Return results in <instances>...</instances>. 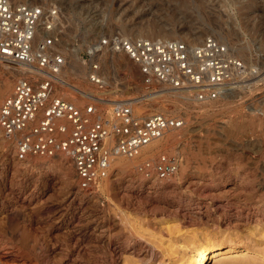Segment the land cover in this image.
I'll list each match as a JSON object with an SVG mask.
<instances>
[{
  "label": "rangeland",
  "instance_id": "374dc122",
  "mask_svg": "<svg viewBox=\"0 0 264 264\" xmlns=\"http://www.w3.org/2000/svg\"><path fill=\"white\" fill-rule=\"evenodd\" d=\"M12 1L59 7L53 50L85 73L63 70L64 78L98 97L61 84L54 85L56 95L79 106L93 103L104 117L114 102L139 97L142 112L163 108L182 117L184 127L159 151L126 168L109 166L104 183L99 178L91 190L79 185L71 159L67 172L47 165L53 156L20 153L16 137L1 129L0 264H177L181 244L204 238L264 249V0ZM150 20L166 30L209 32L228 45H244L247 72L234 86L239 93L217 96L207 107L200 102L208 97L168 107L150 100L160 86L145 82L137 63L100 41L120 34L122 22ZM96 42L101 47L93 53ZM94 63L106 78L99 85L89 81ZM20 75L9 78L10 90ZM161 155L181 162L177 172L158 175L154 165ZM146 162L150 166L142 169Z\"/></svg>",
  "mask_w": 264,
  "mask_h": 264
},
{
  "label": "built area",
  "instance_id": "2783aa9c",
  "mask_svg": "<svg viewBox=\"0 0 264 264\" xmlns=\"http://www.w3.org/2000/svg\"><path fill=\"white\" fill-rule=\"evenodd\" d=\"M59 20L60 10L55 4L44 7L0 0V63L27 65L36 74L19 76L12 92L0 102V127L6 135L16 137L20 153H66L79 185L91 190L93 183L108 174L115 154L133 156L166 129L183 125L184 119L157 111L136 114L127 101L113 103L110 116L99 118L95 104L79 106L56 95L53 86L63 81L60 73L64 62L63 55L53 50ZM38 29L44 34L34 42ZM100 41L103 48L123 51L137 63L145 82L184 90L196 99L215 98L230 84L239 86L247 72L243 61L211 35L195 49L182 40L133 38L119 33ZM91 68V80L99 82L98 65L94 63ZM63 132L66 134L60 136ZM175 165L161 155L154 166L158 175L165 177ZM148 166L146 162L141 168Z\"/></svg>",
  "mask_w": 264,
  "mask_h": 264
},
{
  "label": "bare ground",
  "instance_id": "6f19581e",
  "mask_svg": "<svg viewBox=\"0 0 264 264\" xmlns=\"http://www.w3.org/2000/svg\"><path fill=\"white\" fill-rule=\"evenodd\" d=\"M61 16L62 15L60 12L59 23L61 21ZM40 22H42V19L40 20ZM58 27H59V25H56L55 29H57ZM214 29L215 28L212 27L211 31L218 32L217 31L218 29L215 31H214ZM119 32H120V34H122V33L123 34L124 33L129 34L133 38L148 37V38H153V39H157V40H171V39L182 40V41H185L191 49H195L202 42V40L204 38V34H202V33L193 35V32H192V34H191L192 36H191L189 33H187V31L184 33H180V31L177 32L175 29L174 30L173 29L166 30V29L160 27L157 23H155L154 20L153 21L150 20V21L144 22L140 25H133V26L122 22L121 23V30H119ZM41 33H42V29H38L36 32V36L34 38V42L38 40V38L41 36L40 35ZM209 35H210L209 32L205 33V37L209 36ZM58 40H59V38L55 41L53 47L55 46V44L57 43ZM221 42L224 43L227 46L228 50L231 52V54H233L237 58H240L242 60V58L244 59L245 57H248L246 54V49H245L244 45L236 44V43H232L231 45H228L223 39ZM99 47H101V45L96 42V43L91 45V51H93V53H94V51L97 50ZM233 52H236L237 55ZM116 53H121V54H124L126 56V54L123 51L116 52ZM63 57H64V62H63V65L61 67V73H60V76L63 79V81L56 83V84H61L63 86L69 87L70 89H72L74 91H79V93L83 94L85 97H96L97 96L96 90L82 89L81 86H79V84L77 82L70 83L67 80V78H64L63 70H68L71 73V75H74L75 77H78L79 75L84 77L85 73H84V70H82V68H78L76 66V64H70V63L67 64L65 55H63ZM2 65H5L6 67H8V70L4 71L0 67V97L6 93H7V95H9L12 92L13 87L10 90V79H9L10 77H14L18 73H22V75L23 74H26V75L32 74V77L36 76V74L32 71V69H30V67L27 65H23L20 63H10V62H6V61L2 62ZM126 67H127V65H126ZM97 71H99V69ZM105 79H106L105 77H103L102 79L100 78V81H103V80L105 81ZM89 81L93 82L95 85L100 84V83L98 84V82L92 81L91 79H89ZM56 84H54V85H56ZM234 86L235 85L230 84L228 87L224 88L223 90H220L218 96L222 97L224 99L226 97H231L232 95H233L232 97H235L237 95V93H239V91L236 90V88ZM63 92H65V91L63 90ZM174 95H175V98H177V100H174ZM149 96L151 97L150 100H152L153 98L162 99L164 102V107L173 106L174 104H179L181 101H184V100L186 101V100L192 99V95H190L187 91L169 90V89H164L163 87H161L158 90V92L151 93ZM178 97H180L182 99H179ZM206 98H204V100H206ZM212 99L213 98H209V99L207 98L208 102H200V103H204L203 104L204 107L205 106L207 107L208 105L211 104ZM179 100H180V102H179ZM197 100H202V99H197ZM98 101H102V100L98 99ZM113 101H115V100H113ZM102 102L106 103V104L112 103V102L108 103V102H106V100L105 101L103 100ZM128 102L131 104V107H132L134 113L146 114V113L142 112V110H144L146 108V106H144L142 104L143 99H140L139 97L138 98H132V100H130ZM76 104L78 105L79 103H76ZM96 108H97V106H96ZM156 110H157V112H162V113L165 112L163 110V108H157ZM97 111H98L97 117L100 118V116L103 115V112L101 109L98 110V108H97ZM40 112H41V110H39V114H40ZM61 119L62 118H60V120ZM181 127H184V124L179 126V127H173V128L166 129L160 136H158V137L152 139L150 142L142 145L141 148L138 150V152L136 154H134L133 156H125L123 154H115L112 157L109 166H111L112 164H117V165L121 166L119 168H122V167L126 168V165L133 163L137 159L145 158V157L151 155L152 153L159 151L162 148L164 143L167 144L168 142H170V141L174 140L176 137H178L179 132L176 131L175 129H180ZM1 129L2 128L0 127V131H1ZM64 134H66V133H64V132L60 133V136H62ZM22 154L28 155L29 152L22 153ZM35 155L39 156L41 158H45L46 156H53V158H50V159H52V161H50V162L48 161L47 165H49L52 162L53 165H58L63 170H65V172H67L68 162L70 163V157L66 153H64L62 151H57L54 155H44V156L41 154H35ZM23 156H25V155H23ZM175 164L176 165H175L174 171L177 172L181 162L179 161V162H176ZM106 176L102 177L100 179V180H102L101 182L104 183ZM93 185H94V183L91 185V187ZM222 244H223L222 241L218 243L216 240H211L209 238H204L202 241H199L197 243L192 242V240H188L187 242L181 244V247L184 250H182L181 254L180 255L178 254L179 256H177V264H206L208 260H212V264H264V249L257 250L256 248H254L255 250H253V249H250L249 245H247V244L243 245L242 248H240L239 245L230 244L228 242L223 244V245ZM186 248H189L188 252L185 250Z\"/></svg>",
  "mask_w": 264,
  "mask_h": 264
}]
</instances>
